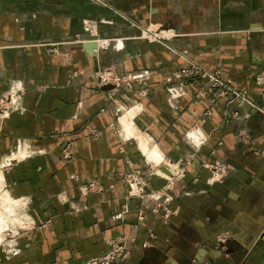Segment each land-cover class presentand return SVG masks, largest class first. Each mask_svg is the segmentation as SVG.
<instances>
[{"label": "crops", "instance_id": "1", "mask_svg": "<svg viewBox=\"0 0 264 264\" xmlns=\"http://www.w3.org/2000/svg\"><path fill=\"white\" fill-rule=\"evenodd\" d=\"M153 22L191 59L220 66L251 104L212 103L199 83L169 107L171 72L185 63L137 37V23ZM84 24L118 43L90 58L73 42ZM110 65L124 81L105 90L94 71ZM262 70L264 0H0V94L15 80L24 88L0 149L18 141L25 153L0 174L25 219H7L5 230L25 227L0 264H83L113 241L125 248L115 264H264ZM208 163L227 169L221 180ZM133 177L144 195L130 190Z\"/></svg>", "mask_w": 264, "mask_h": 264}, {"label": "rangeland", "instance_id": "2", "mask_svg": "<svg viewBox=\"0 0 264 264\" xmlns=\"http://www.w3.org/2000/svg\"><path fill=\"white\" fill-rule=\"evenodd\" d=\"M93 1L100 2V0H93ZM164 26H166L165 23H154L153 22L152 27H151V25H150V27L149 26L144 27L141 24L137 23V28H138V33H139L137 37L142 38L146 41L158 43V44L164 46L165 48L170 50L173 54L182 58V60L185 63V65L182 66L181 68L176 69V70L171 72L172 74H171L170 78H172V79H171L170 83L168 84V87H166V92H167V98H166L167 102L166 103L169 107L174 108L175 105H177L180 98L186 94V86L188 84L196 85V84L202 83L201 87L197 90L196 95H203L205 97L209 96L210 101L212 103H215L222 96H227L230 99V102H236V103L237 102L242 103L245 99H249L247 90L239 88L238 86H236L232 83L230 78L224 77L222 75V71H221L220 66L217 65V67H215L212 70L207 69L204 66H202L200 63L191 59V57L189 55H187L184 51H182V49L178 48L175 44H171L170 39H172L177 34L175 32H173V30L168 31L167 28L170 29V27H168V26L164 27ZM146 27L150 28L149 32H144L146 30ZM95 28L96 27L93 25H91L90 27H87L84 24L82 26L83 31L74 35V41L73 42L78 43L82 46L85 41H87V45H90L89 43L91 41H93L90 39L93 37H95L96 39L108 40L107 46L99 47L97 49V52L94 55H91L89 51L87 52V56H94V57L98 58L100 50L106 49V48H108V46H111L112 44H116L118 42L115 43V39H113L114 37L112 38V37L100 36L96 31H94ZM148 36H150V37L153 36V37H155V39L150 40ZM110 38H112V39H110ZM82 42H83V44H82ZM119 44H121V42ZM85 47H86V45H85ZM108 67H110L111 69L116 71L115 67L113 65L105 66V67H98L97 69H103V68H108ZM180 70L186 71V76L182 75V79L176 77V73H178ZM205 73L210 74V75H212V74L218 75L219 80H221L223 82V85H220L217 82H215V84H212V82L207 80L208 78H205L203 76ZM216 73H218V74H216ZM94 76H95V73H94ZM146 77H147V75L144 74L143 72L131 76V78H136V79H140V80H143ZM253 79H254V82L256 84H258V85L263 84L264 85V70L255 74ZM14 82H17V80H15ZM14 82L10 83L7 90L4 91L2 94H0V129L2 127L3 119L6 118L7 116H9L10 112L18 111L20 109V105H18V104H19L20 99L22 98L24 88H23V85H21V88H19V89L13 88L14 85H17ZM181 83H182V86H179ZM233 89H235V91L237 93H239V95L234 94V96H233L232 95ZM180 91H181L182 95L178 96ZM169 92L178 93L176 95L177 99H176V103H174V105L168 104ZM130 114H132V112L129 109L128 111L123 113L122 117L120 118L124 132L127 135H129L132 131L131 130V124L127 121L128 115H130ZM19 147H20V142L16 141L12 151H10V150L8 151L9 153H3V151H2L3 149H0V174H1V170L3 173V167L5 165H7L10 162V160H12V158H14V160H17V159H20L21 157H23L25 155L24 152H20ZM0 148H2V146H0ZM62 156H63V154H62ZM2 180L3 179H2V175H1L0 183H1L2 190L4 191ZM0 205H1V201H0ZM15 217H16V219H19V217H20L25 223V219L21 216V212L19 211V208L16 207L14 209V215L13 214L7 215V219H9V221H10L8 226L14 225V223H11V222H12V219ZM15 225H17V224H15ZM24 227H25V224H21V225L16 226L15 232L8 230L9 228H7L6 231L2 232L1 234H3L5 239L3 238V241L0 244V249L5 250V252H7V253H11L10 250L12 248L16 247L15 245L17 243L18 234H19L20 230ZM0 229H3V225L0 226Z\"/></svg>", "mask_w": 264, "mask_h": 264}, {"label": "built area", "instance_id": "3", "mask_svg": "<svg viewBox=\"0 0 264 264\" xmlns=\"http://www.w3.org/2000/svg\"><path fill=\"white\" fill-rule=\"evenodd\" d=\"M167 30L171 31L170 29H167ZM149 31H150V28L146 27V30L144 32H149ZM153 36L152 37L148 36V37L150 40H154L155 37H153ZM90 40H93L89 43L90 45H87V41H85L84 44L86 45L87 51H89L91 55H94L97 52V49L99 47L107 46V42H108V40L96 39L95 37L91 38ZM82 44H83V42H82ZM94 73H95V77L97 79L98 86H100L101 88H103L105 90L118 88L121 86V84L124 81V79L116 71H114L110 67L103 68V69H97ZM216 74H218V73H216ZM182 75L186 76L185 70H180L178 73H176L177 78L182 79ZM203 76L205 78H208L207 80L212 82V84H215V82H217L218 84L223 85V82L221 80H219L218 75H215V74L210 75V74L205 73ZM179 86H182V83ZM13 88L19 89V88H21V86L17 84V85H14ZM177 94L178 93L169 92V99H168L169 105H174V103H176V99H177L176 95ZM234 94L239 95V93H237L235 91V89L232 90V95L234 96ZM180 95H182L181 91L179 92L178 96H180ZM243 102L251 104V101H249L248 99H245ZM63 152H64L63 157L67 158L70 156L69 144L63 149ZM206 167L209 168L211 171V179L212 180H221L223 178V176L225 175V173L227 172V169L224 166H222L221 164L208 163L206 165ZM128 184H129L130 190L134 191L135 194H138V195H144L145 194L146 190L144 188V181L141 180L139 177H133V178L129 179ZM94 185H95L94 182H89V183L84 184L82 186L83 191L85 192V191L92 189L94 187ZM140 218H141V216H140ZM225 240H226L225 236H217L216 237V241L218 243L224 242ZM121 242L122 241L111 242L110 248L108 249V251H106L104 254H102L100 256L93 257V258L86 260L83 264H115L119 259V255L121 253H124L125 248ZM10 252H11V254H13L15 252V247L12 248L10 250Z\"/></svg>", "mask_w": 264, "mask_h": 264}, {"label": "bare ground", "instance_id": "4", "mask_svg": "<svg viewBox=\"0 0 264 264\" xmlns=\"http://www.w3.org/2000/svg\"><path fill=\"white\" fill-rule=\"evenodd\" d=\"M89 57L92 58L91 56H89ZM0 201H1V205H0V226L3 225V229H0V241H1L2 236H3V234H1V233H2V231L4 232L5 228L7 227V215H9V214L11 215L14 213V205L7 202V200L4 196V191L2 190L1 184H0ZM9 228H11V227H9ZM3 238H4V236H3ZM1 242H0V244H1Z\"/></svg>", "mask_w": 264, "mask_h": 264}, {"label": "water", "instance_id": "5", "mask_svg": "<svg viewBox=\"0 0 264 264\" xmlns=\"http://www.w3.org/2000/svg\"><path fill=\"white\" fill-rule=\"evenodd\" d=\"M216 242V240H215V238H214V241H213V243H215Z\"/></svg>", "mask_w": 264, "mask_h": 264}]
</instances>
